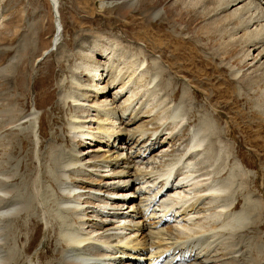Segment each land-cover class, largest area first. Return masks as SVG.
<instances>
[{"label":"rangeland","instance_id":"obj_1","mask_svg":"<svg viewBox=\"0 0 264 264\" xmlns=\"http://www.w3.org/2000/svg\"><path fill=\"white\" fill-rule=\"evenodd\" d=\"M151 1L57 0L54 9L52 0H0V196L7 197L10 209L18 207L11 218H0L5 264H66L61 254L67 246L59 236L80 227L64 207L69 198L61 192L63 178L56 169L71 149L66 124L72 114L81 115L68 102L74 80L91 90L92 84L103 87L111 74L127 83V91L134 93L143 110L153 112L156 125L147 126L149 133L136 138V143H144L133 148L141 152L149 144L158 145L147 158L134 160L144 167L136 172L138 179L163 176L195 133L201 146L195 150H201L194 159L178 164V174L193 173L189 163L195 162L201 178L213 176L234 190L223 214L228 208L233 212L245 208L247 218H264V55L260 45L252 46L257 39L264 41V28L255 23L264 20V0H258L259 6L237 0L227 9L222 8L231 0ZM236 8L237 15L230 20L228 15ZM156 12L160 15L154 17ZM96 65L106 71L101 80L89 76L88 70ZM117 91L118 86L110 87L105 99L111 100ZM94 95L90 92L88 101ZM95 115L90 111L92 121ZM84 126L92 133L99 131L95 122ZM96 144L89 146L84 139L77 150L86 156ZM101 146L107 149L106 144ZM129 149L121 152L131 157ZM153 156L155 163L150 162ZM240 162L242 167H235ZM123 165L122 160L119 167ZM91 181L95 183L91 190L102 192L105 181L94 177ZM134 188L138 185L130 183L124 194H134ZM145 195L140 194L135 205ZM204 202L194 215L207 222V230L191 234L190 239L200 240L188 239L194 242L188 251L179 248L192 256L211 244L203 255L214 249L212 254L222 256L234 240H228L216 220L221 213L214 207L205 210ZM94 205V214H88L92 218L97 217L99 203ZM262 225L258 232L251 228L243 234L239 251L245 253L249 246L254 250L252 262L246 264H264V221ZM237 260L241 264L240 257Z\"/></svg>","mask_w":264,"mask_h":264},{"label":"bare ground","instance_id":"obj_2","mask_svg":"<svg viewBox=\"0 0 264 264\" xmlns=\"http://www.w3.org/2000/svg\"><path fill=\"white\" fill-rule=\"evenodd\" d=\"M236 1L237 0L227 1L222 9H227L229 6H236L234 5ZM250 1H255L258 6L262 4L258 0ZM52 4L55 9V6L57 7L58 5L57 0H52ZM132 4L134 3L132 2ZM237 11L238 9L236 8L228 15L229 18H231L230 20H233L237 15ZM258 13L260 14L261 11L257 12V14ZM159 15L160 13H153L154 17ZM261 18L262 17L258 18V20ZM260 21L261 22L256 20V25H260V28H264V25H262L264 20ZM256 41L259 42L252 46L260 45L262 49L261 56H263L264 41H260V39ZM249 57H251V50L247 49L246 58ZM90 69L91 70H88L89 76L92 75V77H96L98 80H101L104 72H106L105 69L100 70L101 67L97 65ZM6 73L8 74V72H5V74ZM7 76H10V73ZM109 76L110 77H107L108 80L103 87L92 84V88L90 87L91 90L82 88L78 82L74 80V88L72 94L68 98V102H70L74 109L80 112L81 115L72 114L71 119L66 124L68 129V131L66 130L67 136L70 141L68 145H70L71 149L66 152V158L59 162L56 169L63 178L61 180L62 183L59 185L61 192L69 198L68 201L64 203V207L73 212L80 227L72 232L62 233L59 236L63 244L67 246V250L64 249L63 254H61L64 256L66 264H150L159 260H162V264H177L173 263L175 259L179 262L178 264H239V260H237L239 257L241 264L252 262V260H249L250 255H252L254 251L252 247L249 246L251 249H247L245 253L243 251L240 252V248L238 249V247L243 245L241 239L244 237L243 234L246 231L252 228L255 232H258L259 229H262L264 218H258V221L256 218H247L245 208L236 212L228 210V208V211L226 210V212H224L225 214H223L224 208L228 204L227 202L232 201L231 198L235 196L233 193L234 190L232 191L227 184L225 185L220 179L213 176L201 178L203 175H198L199 170L195 162L189 163L190 166L192 164L193 173L190 172L191 174H187L186 177L184 176L185 174H178V170L176 169L178 164L186 158L189 159L191 156V158L194 159L196 157L194 153L201 150H195L198 147L201 148L197 142V135L195 133H192L190 136L191 139L187 143V147L179 150L180 157L175 160L173 159L171 163H168L169 161L167 162L168 165L166 166L163 176H152L153 178H151V176H141V178H137L136 172L142 171L144 167L140 168L139 165H136L137 162L135 163L134 160L136 158L141 160L147 158L153 154L152 152L158 144L156 143V146L153 145L150 147L149 144L141 152L136 150V147H133L144 143V141L136 143V141H138L136 138L137 136L144 137L143 135L148 131L147 126L156 125L153 121L155 119L151 117L153 112H146L142 109L143 107L141 108V106L135 102L134 93L132 91H127V83H123V81L119 82L111 74H109ZM115 86H118V93L115 92V94L112 95V99L108 101V99H105L107 96L106 91L109 90L110 87ZM90 92L95 93L93 101H88L90 97L88 94ZM127 92L129 96L126 97L125 95ZM115 95L118 96V99ZM124 96L126 99L122 102V105L118 107L116 103ZM135 103L136 106H134ZM90 111L96 113L95 121L90 119ZM172 112L173 115L174 110ZM177 115L176 113L174 116ZM93 122L97 124L99 131L92 133L85 130L84 124ZM159 123L158 125H160ZM162 126H160V128ZM84 139L89 146H94L92 142L94 144L97 143L95 150L85 151L86 156L80 155V152L77 150L81 140L83 141ZM199 139L200 138H198V141ZM132 142H134L135 145L129 147ZM102 144H106V150L101 146ZM126 149L132 152L131 157L121 152L123 150L126 151ZM177 153L178 152H176V154ZM172 155L173 154H171V156ZM161 157L163 159L164 156L161 155ZM153 158L154 156L151 158L150 162L155 163ZM122 160L124 161V165L119 167V163ZM235 167H242V162L236 164ZM132 172L135 174L133 175ZM236 173L239 175L238 172ZM218 175L217 173L216 176ZM74 176H78L79 178L76 179V183H72ZM130 176L132 180H128V182L127 180H123ZM93 177L100 180V183L105 181V183L101 185L103 189L102 192L100 189L97 191L91 190L95 184L91 181ZM245 181L247 180L245 179ZM130 183L137 184L138 188H134V194H124L130 187ZM159 184L160 187L158 188ZM248 190V188L245 189L246 192H248ZM140 194L147 195L140 198L138 204L135 205ZM5 198L7 197L4 196L3 198L0 196V218H11V214L15 212L18 207L15 205L13 209H10L9 200ZM221 200H224V203H221ZM204 201H207L205 204L207 209L205 210L208 211L209 208L214 207V209L217 210V214L221 213L220 216H222V218H217L216 220L219 221L222 228L224 227V229H226L228 240H234V243L229 245V250H224L225 252L222 256L216 254L217 252L212 254L214 249L211 250L212 252L210 251L211 255H203L206 254L204 250H209L211 244L205 245L204 250L198 245L201 249H198V254L195 253L197 255L193 253L194 255L192 256L184 255L182 253L183 251L181 252L179 248L180 245L186 249L190 248L189 243L193 244L195 238L198 241L200 240L197 237L190 239L191 234L204 233L202 231L207 230V222H202L201 219L198 217L195 218L194 215L195 210L198 208L197 206L204 205ZM95 203H99L97 206L98 210H95L97 217L93 216L92 218L88 216V214H94L93 208L95 207ZM244 203L246 204V202ZM232 209H236V206H233ZM20 210L21 209H19V211ZM217 214L215 213V215ZM148 221H152L153 223L149 224ZM53 230L55 229L53 228ZM255 232H252L253 235ZM3 236H5V229L0 233V237ZM181 239L183 240L182 242H180ZM188 239L194 242L188 243ZM254 242L255 241H253V243ZM3 244L5 243L0 241V264H5L7 261L6 257L3 258L4 255H7V252L4 251ZM234 244L236 247L233 249ZM186 251H188V249ZM19 252H21V250Z\"/></svg>","mask_w":264,"mask_h":264}]
</instances>
